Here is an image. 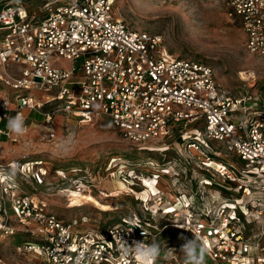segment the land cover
<instances>
[{"label":"built area","instance_id":"1","mask_svg":"<svg viewBox=\"0 0 264 264\" xmlns=\"http://www.w3.org/2000/svg\"><path fill=\"white\" fill-rule=\"evenodd\" d=\"M29 1L0 5V80L16 91L21 109L36 111L47 124L62 113L106 117L125 140L148 152L154 172L147 177L157 191L140 198L147 216L124 217L106 231L81 230L2 170L0 236H37L16 248L44 264H139L137 247L152 245L159 248L153 264H184L186 251L176 253L183 246L165 242L164 229L154 222L163 216L173 219L183 241L205 243L212 262L264 264V87H225L207 61L183 57L162 34L125 21L115 11L116 0H41L38 10ZM225 1L248 53L264 57V0ZM8 67L19 75L10 76ZM5 103L0 121L8 117ZM171 139L202 159L189 166L187 158L188 166L179 168ZM223 151L244 167L239 170ZM17 170L36 185L46 181L47 170L36 161ZM127 175L141 181L143 194L145 177L135 168ZM162 175L178 178L185 189L164 191ZM218 194L224 202L218 203Z\"/></svg>","mask_w":264,"mask_h":264},{"label":"rangeland","instance_id":"2","mask_svg":"<svg viewBox=\"0 0 264 264\" xmlns=\"http://www.w3.org/2000/svg\"><path fill=\"white\" fill-rule=\"evenodd\" d=\"M3 1L0 0V5ZM29 4L38 10L44 2L31 0ZM114 7L117 14L131 25L162 34L171 51L210 63L225 87L246 88L254 92L264 87V57L248 53L240 24L227 17L225 0H116ZM7 73L12 77L19 75L16 67H8ZM19 92L28 93L26 90ZM30 93L39 95L35 91ZM3 101H7L4 106L8 105L6 119L20 115L27 127L22 136L9 130L0 133V172L15 170L21 189L45 202L50 211L64 220H76L81 230L106 231L124 217L146 215L140 198L148 197V193H140L141 181L129 178L127 173L135 168L141 178L145 177V184H149L153 178L147 176L154 170L147 165L145 156L148 152L125 140L106 117L96 116L88 120L62 113L51 125L44 120L38 121L35 119L37 112L21 109L16 91L0 80L1 112ZM176 141L171 139L167 143L176 151L179 168L188 166L187 158L191 162L189 166L202 159L197 152L193 156ZM169 152L171 150L166 151ZM222 155L239 170L244 167V162L231 151H223ZM25 161L43 165L47 170L44 184L36 185L19 173L17 168ZM177 179L174 181L170 175H162L161 188L173 194L182 192L184 184ZM154 189L156 192L157 187ZM225 197L218 194V203L224 202ZM154 222L164 229L162 238H167L165 242L187 248V242L171 226L173 219L155 216ZM169 233L168 237L165 236ZM36 237L21 232L0 236L2 264H44L33 253H21L16 248L26 239L35 240ZM162 240L158 238L156 242L160 245ZM179 252L184 251H176ZM208 262L205 264H225L211 259Z\"/></svg>","mask_w":264,"mask_h":264},{"label":"clouds","instance_id":"3","mask_svg":"<svg viewBox=\"0 0 264 264\" xmlns=\"http://www.w3.org/2000/svg\"><path fill=\"white\" fill-rule=\"evenodd\" d=\"M7 127L10 133L17 136H22L27 131L24 118L20 115L14 118H8ZM11 175H15V170H13ZM7 178L9 177H5V179ZM182 239H184V237H182ZM140 243L143 244V242ZM181 251H186L184 264H205V255L207 252L205 243L201 242L198 252L194 249H186L184 247H182ZM135 256L137 257L139 264H153L155 259L159 256V248L156 245L137 247ZM123 264H127L126 259L123 260Z\"/></svg>","mask_w":264,"mask_h":264},{"label":"trees","instance_id":"4","mask_svg":"<svg viewBox=\"0 0 264 264\" xmlns=\"http://www.w3.org/2000/svg\"><path fill=\"white\" fill-rule=\"evenodd\" d=\"M44 108L45 109L49 108V105H46ZM35 119L38 121L43 120V116L35 114ZM7 124H8V120L6 118H3L0 121V129L7 131L8 130ZM1 140H5V138H2ZM199 248H200V244L197 243L195 239L190 238L189 240H187V249H194L196 252H198ZM208 260H210V258L206 254L205 255V261H207V263H209Z\"/></svg>","mask_w":264,"mask_h":264},{"label":"bare ground","instance_id":"5","mask_svg":"<svg viewBox=\"0 0 264 264\" xmlns=\"http://www.w3.org/2000/svg\"><path fill=\"white\" fill-rule=\"evenodd\" d=\"M242 74H244V72L242 73ZM146 186L148 187L145 191H147V193L149 192H151V191H155V189H154V187H155V185H154V182H153V180L149 183V184H146ZM155 193V192H154Z\"/></svg>","mask_w":264,"mask_h":264}]
</instances>
